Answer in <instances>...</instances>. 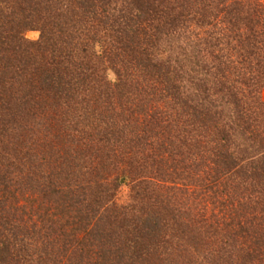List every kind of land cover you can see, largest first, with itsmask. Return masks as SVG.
I'll return each mask as SVG.
<instances>
[{
  "label": "trees",
  "instance_id": "16d2710c",
  "mask_svg": "<svg viewBox=\"0 0 264 264\" xmlns=\"http://www.w3.org/2000/svg\"><path fill=\"white\" fill-rule=\"evenodd\" d=\"M263 91L264 0H0V264H264Z\"/></svg>",
  "mask_w": 264,
  "mask_h": 264
},
{
  "label": "rangeland",
  "instance_id": "374dc122",
  "mask_svg": "<svg viewBox=\"0 0 264 264\" xmlns=\"http://www.w3.org/2000/svg\"><path fill=\"white\" fill-rule=\"evenodd\" d=\"M26 38L30 41H36L39 38V33L37 32H29L26 34ZM262 99L264 101V91L262 92ZM128 192V189H126V187H122L121 189V193L123 195H126Z\"/></svg>",
  "mask_w": 264,
  "mask_h": 264
}]
</instances>
